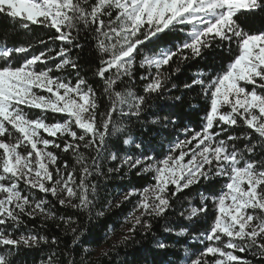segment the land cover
Here are the masks:
<instances>
[{
	"label": "snow or ice",
	"instance_id": "1",
	"mask_svg": "<svg viewBox=\"0 0 264 264\" xmlns=\"http://www.w3.org/2000/svg\"><path fill=\"white\" fill-rule=\"evenodd\" d=\"M0 17L14 32L52 33L18 45L0 38V264H17L21 249L41 245L54 249L45 264H65L60 240L28 227L37 217L65 225L75 252L83 233L52 200L91 218L138 197L125 219L126 243L138 230L151 232L152 221L193 186L197 202L187 198L181 216L201 225L192 239L203 248L186 264H253L244 253L264 260V24L252 28L256 18L264 21V0H0ZM85 45L96 53L91 76L103 82L99 94L81 65ZM216 50L228 57L220 72L198 69L182 83L199 88L208 104L200 130L184 127L181 139L175 117L157 102H183V93L172 95L181 90L173 78ZM146 125L167 134L162 159L154 155L156 136L146 142L136 134ZM117 144L140 154L121 157ZM54 149L71 152L74 164ZM106 161L119 163L105 171ZM124 167L153 173V182L113 189L122 199L107 193L105 200L100 178ZM67 264L89 262L72 254Z\"/></svg>",
	"mask_w": 264,
	"mask_h": 264
},
{
	"label": "trees",
	"instance_id": "2",
	"mask_svg": "<svg viewBox=\"0 0 264 264\" xmlns=\"http://www.w3.org/2000/svg\"><path fill=\"white\" fill-rule=\"evenodd\" d=\"M10 22L5 18L0 17V38H7L11 44H20L29 41H33L38 37L47 39L51 32L44 29L37 28L34 33L24 34L22 32H14L8 25ZM264 24L260 18H256L252 24L253 30L260 28ZM172 39L171 36H166L163 41ZM162 41V43H163ZM57 47V45H51ZM42 45H38L34 50H30L27 55H31L34 52L38 53L42 48ZM77 53H73L76 55ZM26 54H20V62ZM81 57V65L85 68L88 75L89 82L97 90L99 94L102 91L103 82L98 78L91 76V69L97 65L96 53L91 47L85 45L82 52L79 53ZM228 57L226 54H221L218 50L209 51L205 53L204 58L189 61L183 66L182 73L174 77V82L177 85H181L180 91H173L172 95H181L183 93V102H173L172 100H160L157 103L164 105V115H172L177 121V127L181 129L179 138H183V128L189 127L199 131L203 120L202 117L205 114V109L208 102L202 95H198L199 88L192 91L183 90L182 83L190 76L197 72L198 69L214 70L220 72L223 65H226ZM139 71L137 72V86H139ZM108 104L107 98H102L99 111H105ZM153 111H156L153 108ZM31 115H36L37 112L33 110ZM57 119L61 118L59 116ZM49 119H52L49 116ZM136 134H142V138L147 142L151 140L153 136H156L155 126H145L144 129H140ZM46 135V134H45ZM172 137L171 139H175ZM168 139L167 134L164 136H156L154 146L156 151L154 155L158 159H162L163 155L168 152L169 144L166 142ZM163 143L164 147L160 148L159 145ZM116 148L120 150V155L123 157L126 154H133L138 156L140 150L136 149L134 145L117 144ZM57 151L61 157V161L68 160L69 165L74 164V159L69 153H62ZM119 161L105 162V171L108 167H116ZM153 173H147L143 175H136V170L128 171L127 167H124L119 174H110L108 178L101 177L102 186L106 185L107 192L105 200L107 199V193H112L114 202L122 199L119 195L113 192V189L117 191L121 189H128L130 187L141 188L152 181ZM222 183V181L220 182ZM220 183L216 184L219 188ZM198 188L193 186L191 191H185L180 195L179 199L174 201L173 210L169 211L164 217L157 218L152 221L151 232L144 234L141 230L135 233L134 238L129 239L126 243H121L122 238L127 234V229L131 226L125 222L126 217L133 211L134 204L138 197H133L131 202H125L120 207L108 208L103 216H96L95 213L89 218L87 212H79L72 208H63L55 200L52 203L55 204V210L59 215L73 216L77 221L72 227H77L80 235L79 243L75 248L74 253H70V246L73 242V235L69 231L65 230V225L60 224L57 227V221H42L41 217H37L34 220H26L29 228L36 227L42 234L49 237L55 236L60 240L59 250L69 255L61 257L67 264V260L74 254L79 262L80 259H86L89 264H186L188 256L193 253H198L202 250L203 245L192 239L195 232L202 230L200 224H194L192 221L185 219L181 216V212L188 208L187 198H192L193 203L197 202ZM183 205V207L181 206ZM99 207V205H98ZM186 215V213H185ZM43 225V226H42ZM206 227V225H204ZM182 228H188V234L179 235L178 233ZM171 229V231H166ZM162 242L167 245L166 248L161 249L157 247V242ZM115 245V247H113ZM53 248L47 245H41L37 249H21L19 255L16 257L17 264H45L47 256L51 254ZM87 250V251H85ZM103 250H109L107 257L101 256ZM187 250V251H186ZM241 255L240 253H237ZM253 260V264H264V260L253 259L248 254H242Z\"/></svg>",
	"mask_w": 264,
	"mask_h": 264
},
{
	"label": "rangeland",
	"instance_id": "3",
	"mask_svg": "<svg viewBox=\"0 0 264 264\" xmlns=\"http://www.w3.org/2000/svg\"><path fill=\"white\" fill-rule=\"evenodd\" d=\"M137 215L139 214V213H136Z\"/></svg>",
	"mask_w": 264,
	"mask_h": 264
}]
</instances>
